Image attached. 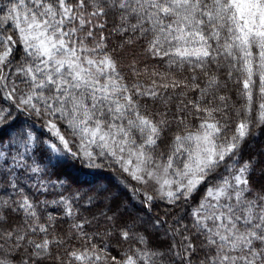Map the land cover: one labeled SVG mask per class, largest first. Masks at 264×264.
<instances>
[{"label": "snow or ice", "instance_id": "1", "mask_svg": "<svg viewBox=\"0 0 264 264\" xmlns=\"http://www.w3.org/2000/svg\"><path fill=\"white\" fill-rule=\"evenodd\" d=\"M264 0H0V264H264Z\"/></svg>", "mask_w": 264, "mask_h": 264}, {"label": "rangeland", "instance_id": "2", "mask_svg": "<svg viewBox=\"0 0 264 264\" xmlns=\"http://www.w3.org/2000/svg\"><path fill=\"white\" fill-rule=\"evenodd\" d=\"M259 139H260V140H258V141L256 142V145H254V146H258L259 142L264 141V136L259 137Z\"/></svg>", "mask_w": 264, "mask_h": 264}, {"label": "trees", "instance_id": "3", "mask_svg": "<svg viewBox=\"0 0 264 264\" xmlns=\"http://www.w3.org/2000/svg\"><path fill=\"white\" fill-rule=\"evenodd\" d=\"M258 140H260V139H258Z\"/></svg>", "mask_w": 264, "mask_h": 264}]
</instances>
